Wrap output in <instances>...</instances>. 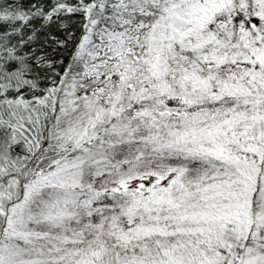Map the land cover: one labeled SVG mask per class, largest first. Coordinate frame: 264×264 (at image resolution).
Segmentation results:
<instances>
[{
  "label": "snow or ice",
  "instance_id": "obj_1",
  "mask_svg": "<svg viewBox=\"0 0 264 264\" xmlns=\"http://www.w3.org/2000/svg\"><path fill=\"white\" fill-rule=\"evenodd\" d=\"M0 264H264V0H0Z\"/></svg>",
  "mask_w": 264,
  "mask_h": 264
}]
</instances>
